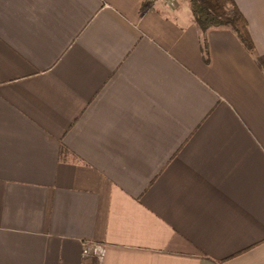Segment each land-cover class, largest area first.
Wrapping results in <instances>:
<instances>
[{
    "label": "crops",
    "instance_id": "obj_1",
    "mask_svg": "<svg viewBox=\"0 0 264 264\" xmlns=\"http://www.w3.org/2000/svg\"><path fill=\"white\" fill-rule=\"evenodd\" d=\"M234 1L253 52L185 0H0V264H264V0Z\"/></svg>",
    "mask_w": 264,
    "mask_h": 264
},
{
    "label": "trees",
    "instance_id": "obj_2",
    "mask_svg": "<svg viewBox=\"0 0 264 264\" xmlns=\"http://www.w3.org/2000/svg\"><path fill=\"white\" fill-rule=\"evenodd\" d=\"M188 8L198 27H226L232 30L244 47L253 52L254 45L247 22L234 0H188Z\"/></svg>",
    "mask_w": 264,
    "mask_h": 264
},
{
    "label": "built area",
    "instance_id": "obj_3",
    "mask_svg": "<svg viewBox=\"0 0 264 264\" xmlns=\"http://www.w3.org/2000/svg\"><path fill=\"white\" fill-rule=\"evenodd\" d=\"M168 9H174L176 7L177 0H160ZM105 245L98 242H83L82 244V256L87 257L93 255L98 261H101L105 255Z\"/></svg>",
    "mask_w": 264,
    "mask_h": 264
},
{
    "label": "rangeland",
    "instance_id": "obj_4",
    "mask_svg": "<svg viewBox=\"0 0 264 264\" xmlns=\"http://www.w3.org/2000/svg\"><path fill=\"white\" fill-rule=\"evenodd\" d=\"M182 2H184V0H181ZM186 2H188V0H185Z\"/></svg>",
    "mask_w": 264,
    "mask_h": 264
}]
</instances>
